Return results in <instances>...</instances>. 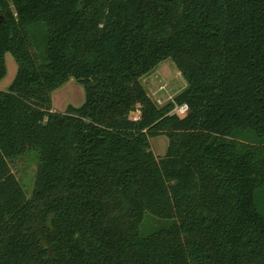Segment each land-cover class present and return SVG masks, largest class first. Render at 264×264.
Masks as SVG:
<instances>
[{
	"label": "trees",
	"instance_id": "16d2710c",
	"mask_svg": "<svg viewBox=\"0 0 264 264\" xmlns=\"http://www.w3.org/2000/svg\"><path fill=\"white\" fill-rule=\"evenodd\" d=\"M7 52L0 264H264V0H0V82ZM168 58L187 86L159 105ZM71 78L85 102L53 110Z\"/></svg>",
	"mask_w": 264,
	"mask_h": 264
},
{
	"label": "rangeland",
	"instance_id": "374dc122",
	"mask_svg": "<svg viewBox=\"0 0 264 264\" xmlns=\"http://www.w3.org/2000/svg\"><path fill=\"white\" fill-rule=\"evenodd\" d=\"M5 60L7 74L0 82L1 90H7L9 88L18 71V63L12 53L7 52L5 54ZM143 83L150 96L159 105L174 100L175 96L187 86L181 70L170 58L161 61L156 68L146 74L143 77ZM52 99L53 110L64 112L70 105L76 107L81 106L86 100V91L83 84L71 78L53 91ZM138 113V111H134L133 115H137ZM150 142L151 149L157 156H163L166 153L169 144V139L166 135L154 136L150 139ZM38 165L39 158L34 151L26 152L11 161L13 172L23 185L28 196L32 195L34 189ZM164 222L153 218L151 214L147 213L142 224V229H151Z\"/></svg>",
	"mask_w": 264,
	"mask_h": 264
},
{
	"label": "built area",
	"instance_id": "2783aa9c",
	"mask_svg": "<svg viewBox=\"0 0 264 264\" xmlns=\"http://www.w3.org/2000/svg\"><path fill=\"white\" fill-rule=\"evenodd\" d=\"M188 110V105L187 104H183L181 106H177L175 109V112H177L178 114H185Z\"/></svg>",
	"mask_w": 264,
	"mask_h": 264
}]
</instances>
